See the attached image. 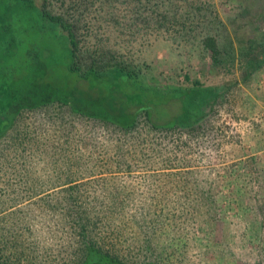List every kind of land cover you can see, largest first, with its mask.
<instances>
[{
	"label": "rangeland",
	"instance_id": "1",
	"mask_svg": "<svg viewBox=\"0 0 264 264\" xmlns=\"http://www.w3.org/2000/svg\"><path fill=\"white\" fill-rule=\"evenodd\" d=\"M45 3L83 49L140 65L150 89L213 94L171 132L123 133L59 104L24 111L22 144L0 154V264H71L88 222L86 238L128 264H264V0H0V92H89ZM205 33L234 62H214ZM111 72L106 86L124 91Z\"/></svg>",
	"mask_w": 264,
	"mask_h": 264
},
{
	"label": "trees",
	"instance_id": "2",
	"mask_svg": "<svg viewBox=\"0 0 264 264\" xmlns=\"http://www.w3.org/2000/svg\"><path fill=\"white\" fill-rule=\"evenodd\" d=\"M24 1L32 2V0ZM43 14L47 19L60 25L66 33L71 55L69 69L77 73L81 80L87 84L89 92L83 95L74 92L68 97H62L55 95L43 96L33 93V91L13 96L10 93L1 91L0 152L2 153L0 154L4 155V147L7 146L9 141L15 145V148H19L22 144L20 139L21 128L18 125L20 115L24 111H35L59 104L68 107L75 116L84 117L89 121L123 133H135L139 131L141 126L154 132H171L176 130L180 123H190L193 117V111L191 110L193 103H197L198 107L201 108L204 106L205 101L212 97V90L175 89L166 92L156 88L150 89L143 84V69H140V65L120 59L116 53L109 54L100 47H96L93 51L83 49L81 41L78 39L77 29L69 21V18L51 12L46 3L43 6ZM164 18L168 20V16ZM204 37H198L199 44L204 51L211 53L214 62L219 64H226L229 61L234 62L233 51L222 50L219 47L217 37L206 35V33ZM247 53L253 56L252 47ZM241 54L244 55L242 51ZM249 64L255 66V59L251 60ZM111 71L121 72L128 76L130 83L124 91L123 89L118 91V88L114 86H106V79L110 76V73H113ZM132 96L138 98H132ZM173 103L178 107L179 114L177 118L170 122L161 123L157 118V115L161 113V108H170ZM76 189V185H70L66 188L67 192L71 191V193ZM73 217H84V215L77 213ZM79 227L82 229L79 234L83 235L81 237L83 247L79 250L80 254L75 255L71 264H128L119 256L107 251L94 238H86L83 232L90 229L91 222L81 224ZM87 235L90 236L88 233Z\"/></svg>",
	"mask_w": 264,
	"mask_h": 264
}]
</instances>
